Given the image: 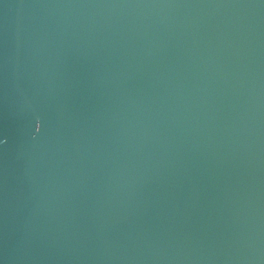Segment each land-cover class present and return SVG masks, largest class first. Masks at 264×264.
Listing matches in <instances>:
<instances>
[{
  "label": "water",
  "instance_id": "water-1",
  "mask_svg": "<svg viewBox=\"0 0 264 264\" xmlns=\"http://www.w3.org/2000/svg\"><path fill=\"white\" fill-rule=\"evenodd\" d=\"M0 264H264V0H0Z\"/></svg>",
  "mask_w": 264,
  "mask_h": 264
}]
</instances>
